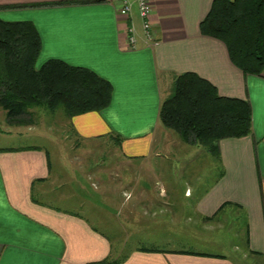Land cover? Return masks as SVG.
<instances>
[{
	"label": "crops",
	"instance_id": "obj_1",
	"mask_svg": "<svg viewBox=\"0 0 264 264\" xmlns=\"http://www.w3.org/2000/svg\"><path fill=\"white\" fill-rule=\"evenodd\" d=\"M132 1L126 16L121 0H0L1 19L37 28L38 66L61 59L112 82L106 107L65 124L80 140H113L123 163L101 170L89 164L96 157L68 152L56 169L45 144L0 146V264H264V70L245 72L201 32L214 0H150L152 43ZM184 71L251 103L252 131L222 138L219 155L160 119ZM101 195L103 205L92 203ZM230 219L234 239L214 236Z\"/></svg>",
	"mask_w": 264,
	"mask_h": 264
},
{
	"label": "trees",
	"instance_id": "obj_2",
	"mask_svg": "<svg viewBox=\"0 0 264 264\" xmlns=\"http://www.w3.org/2000/svg\"><path fill=\"white\" fill-rule=\"evenodd\" d=\"M201 32L222 40L233 63L247 73L264 70V0H214L200 24ZM42 48L32 22L0 18V106L11 123H28L37 106L69 116L101 110L112 98V82L88 66L49 59L36 66ZM164 125L191 143L220 154V140L252 131L247 98L220 94L216 85L195 71L179 73L160 106ZM149 251L164 250L144 246ZM179 251H194L180 249ZM101 259L90 264H114Z\"/></svg>",
	"mask_w": 264,
	"mask_h": 264
},
{
	"label": "rangeland",
	"instance_id": "obj_3",
	"mask_svg": "<svg viewBox=\"0 0 264 264\" xmlns=\"http://www.w3.org/2000/svg\"><path fill=\"white\" fill-rule=\"evenodd\" d=\"M36 66L38 65L36 64ZM33 118L36 120L32 125L34 129L28 126H17L16 123L8 121L6 111L0 106V146L26 143L45 144L54 154V166L56 169L60 168L56 156L67 154L68 152L71 155L85 156V159L88 156L96 157L89 164H103L101 170H104V165H108V167L112 166L111 168H116L115 166H117V168L123 169V163L118 162L120 158V146H115L113 140H80L77 138L65 124L69 119V115L63 107L53 112L45 106H37ZM175 133L177 132L175 131ZM89 189H91V186L86 185L84 191ZM103 201L104 198L101 195L100 200L93 198L92 203L103 205ZM71 205L77 208L76 204ZM84 212L87 213V211ZM213 231L214 236L220 237L222 235L224 240L229 239L232 241L235 237L234 221L230 219L226 223V226L214 229ZM132 239L129 241L130 245L133 243Z\"/></svg>",
	"mask_w": 264,
	"mask_h": 264
},
{
	"label": "built area",
	"instance_id": "obj_4",
	"mask_svg": "<svg viewBox=\"0 0 264 264\" xmlns=\"http://www.w3.org/2000/svg\"><path fill=\"white\" fill-rule=\"evenodd\" d=\"M138 6L139 15L143 21V30L146 39L152 43L156 41L155 32L152 28V22L150 20V16L152 13V4L150 0H135ZM133 1L132 0H121V6L119 12L123 15L130 16L133 9ZM131 32L130 36V44L129 47H136V36H135V27L131 25L129 28Z\"/></svg>",
	"mask_w": 264,
	"mask_h": 264
}]
</instances>
